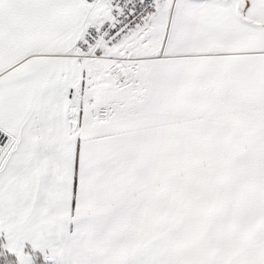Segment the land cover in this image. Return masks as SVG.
Listing matches in <instances>:
<instances>
[{
  "label": "snow or ice",
  "instance_id": "obj_1",
  "mask_svg": "<svg viewBox=\"0 0 264 264\" xmlns=\"http://www.w3.org/2000/svg\"><path fill=\"white\" fill-rule=\"evenodd\" d=\"M0 264H264V0H0Z\"/></svg>",
  "mask_w": 264,
  "mask_h": 264
}]
</instances>
